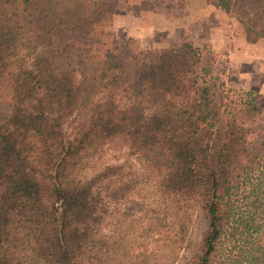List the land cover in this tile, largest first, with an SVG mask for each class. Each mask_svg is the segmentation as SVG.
<instances>
[{"label":"trees","instance_id":"1","mask_svg":"<svg viewBox=\"0 0 264 264\" xmlns=\"http://www.w3.org/2000/svg\"><path fill=\"white\" fill-rule=\"evenodd\" d=\"M204 2L264 38V0ZM111 12L0 0V264H264L257 106Z\"/></svg>","mask_w":264,"mask_h":264},{"label":"rangeland","instance_id":"2","mask_svg":"<svg viewBox=\"0 0 264 264\" xmlns=\"http://www.w3.org/2000/svg\"><path fill=\"white\" fill-rule=\"evenodd\" d=\"M112 34L142 49L191 51L221 70L230 96L254 104L264 124V38L246 40L239 23L204 0H109ZM11 242L19 237L12 236Z\"/></svg>","mask_w":264,"mask_h":264}]
</instances>
